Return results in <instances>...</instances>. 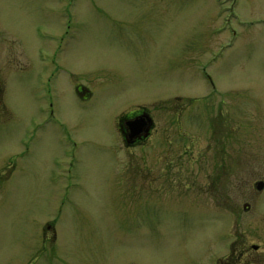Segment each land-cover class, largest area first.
Wrapping results in <instances>:
<instances>
[{"label": "rangeland", "instance_id": "374dc122", "mask_svg": "<svg viewBox=\"0 0 264 264\" xmlns=\"http://www.w3.org/2000/svg\"><path fill=\"white\" fill-rule=\"evenodd\" d=\"M263 180L264 0H0V264H264Z\"/></svg>", "mask_w": 264, "mask_h": 264}, {"label": "flooded vegetation", "instance_id": "af4514ba", "mask_svg": "<svg viewBox=\"0 0 264 264\" xmlns=\"http://www.w3.org/2000/svg\"><path fill=\"white\" fill-rule=\"evenodd\" d=\"M90 91H91L90 89L85 88L82 85H79L76 87L77 95L79 96L80 100H82L84 102H89L93 99L94 94L92 91L91 92ZM144 115H148L152 120V125H151L149 132L146 133L143 130L139 134L135 135L134 137H131L130 136L131 131L129 129L128 122H130L131 120H135L137 117L144 116ZM121 118L119 119L118 130H119L120 135H121L122 143L128 149L144 146L146 144L147 140L150 139L153 136V133L155 132L154 130L156 129V124H155L154 117H153L152 113L146 107H142V108L139 107V109H137V111H133L132 113L123 115ZM263 190H264V187L260 191H263ZM240 255H242V253ZM229 261L230 262H228V264H237V262H238L236 259L229 260Z\"/></svg>", "mask_w": 264, "mask_h": 264}, {"label": "water", "instance_id": "95a60500", "mask_svg": "<svg viewBox=\"0 0 264 264\" xmlns=\"http://www.w3.org/2000/svg\"><path fill=\"white\" fill-rule=\"evenodd\" d=\"M152 125V120L148 115L137 117L135 120H131L128 122L129 129L131 131L130 136L134 137L135 135L139 134L141 131H145L146 133L149 132ZM264 183L259 182L257 184L258 189L263 188Z\"/></svg>", "mask_w": 264, "mask_h": 264}]
</instances>
